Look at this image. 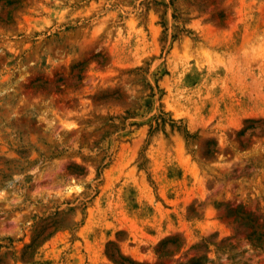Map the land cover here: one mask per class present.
I'll return each mask as SVG.
<instances>
[{"label":"rangeland","instance_id":"1","mask_svg":"<svg viewBox=\"0 0 264 264\" xmlns=\"http://www.w3.org/2000/svg\"><path fill=\"white\" fill-rule=\"evenodd\" d=\"M155 1L0 0V264H264V0Z\"/></svg>","mask_w":264,"mask_h":264},{"label":"trees","instance_id":"2","mask_svg":"<svg viewBox=\"0 0 264 264\" xmlns=\"http://www.w3.org/2000/svg\"><path fill=\"white\" fill-rule=\"evenodd\" d=\"M152 3L157 4L155 0H152ZM77 80H80V76H77ZM57 81H62L61 78H58ZM152 91V88H150ZM118 100L117 97L113 98ZM167 114L165 112H160V115L155 118L156 126L153 127L150 125L149 127V134H152V132L156 131L159 127H162L166 124L167 121ZM170 122V128L171 130L176 129L180 132H182L184 138L186 141H188L190 138L193 137V135L189 134L188 130L185 127L176 126L175 122L173 120H169ZM242 134L244 131L241 132ZM209 155H212V152L209 150ZM72 173L75 175H81L82 169L78 165H74L72 168ZM226 217H233V221L241 224L243 226H246L250 229V233L248 234V239L253 243V246H255L257 249L264 251V223L260 224V226L255 224V220H253L250 216V214L245 213L242 208L238 207L236 209H226ZM33 243L29 245L27 248H31ZM109 256L112 258L113 256L109 254Z\"/></svg>","mask_w":264,"mask_h":264}]
</instances>
